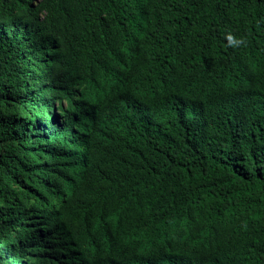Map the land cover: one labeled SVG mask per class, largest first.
I'll return each instance as SVG.
<instances>
[{"label":"trees","instance_id":"1","mask_svg":"<svg viewBox=\"0 0 264 264\" xmlns=\"http://www.w3.org/2000/svg\"><path fill=\"white\" fill-rule=\"evenodd\" d=\"M0 264H264V0H0Z\"/></svg>","mask_w":264,"mask_h":264}]
</instances>
